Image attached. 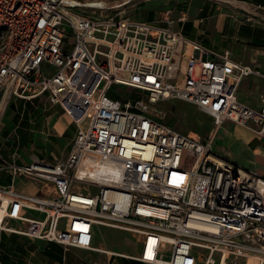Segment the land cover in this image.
Masks as SVG:
<instances>
[{
    "label": "built area",
    "instance_id": "1",
    "mask_svg": "<svg viewBox=\"0 0 264 264\" xmlns=\"http://www.w3.org/2000/svg\"><path fill=\"white\" fill-rule=\"evenodd\" d=\"M67 1L0 0L3 98L46 96L74 127L64 161L12 165L13 176L41 180L45 193L0 187V231L106 253L92 246L101 227L138 239L137 256L109 257L197 264L194 253L204 264H264V178L212 145L226 122L264 139V94L258 109L236 97L244 78L264 74L188 40L168 19L88 17ZM113 86L140 94L124 97ZM168 99L210 115L211 135L200 140L164 124L158 105ZM11 220L26 227L11 228Z\"/></svg>",
    "mask_w": 264,
    "mask_h": 264
},
{
    "label": "crops",
    "instance_id": "2",
    "mask_svg": "<svg viewBox=\"0 0 264 264\" xmlns=\"http://www.w3.org/2000/svg\"><path fill=\"white\" fill-rule=\"evenodd\" d=\"M131 18L145 22L161 20V26L166 25L162 19H168L172 21L171 28L182 32L188 40L215 52H228L232 60L264 72V0H142ZM261 79L254 78L252 83L261 84ZM243 80L236 97L241 103L257 109V99L264 93L253 94L255 89L251 90L249 82L243 85ZM260 86H256L257 90ZM67 118L59 107L48 102L46 96L28 101L15 97L5 100L0 92V187L12 184L21 194L44 195L41 184L31 182L34 178L13 176L10 168L14 164L25 166L36 160L64 161L72 141L71 138L66 142L71 124ZM24 213L28 218L42 217L40 212L27 210ZM9 226L26 227L15 220L9 221ZM97 230L92 246L107 254L113 252L99 246ZM16 235L0 231V264H141L97 251L65 249L46 241L25 242ZM135 241L139 245L138 239ZM139 251L140 247L129 257L137 256Z\"/></svg>",
    "mask_w": 264,
    "mask_h": 264
},
{
    "label": "rangeland",
    "instance_id": "3",
    "mask_svg": "<svg viewBox=\"0 0 264 264\" xmlns=\"http://www.w3.org/2000/svg\"><path fill=\"white\" fill-rule=\"evenodd\" d=\"M73 1V2H72ZM142 0H68L69 5L77 4L71 8L73 14L85 15L88 17H96L99 14L116 16V18L134 17L136 7ZM72 2V3H71ZM93 7V8H92ZM73 40L68 38L64 40V51L68 54L72 48ZM264 56V55H263ZM186 55H184L182 64L186 63ZM54 72V68H52ZM262 72V71H260ZM264 74V72H262ZM254 76L244 78L243 85L250 83L249 87L253 94L264 93V79L261 84L252 83ZM260 79V78H259ZM177 84V80L173 81ZM260 86L259 90L257 87ZM112 91L115 93L121 91L124 97L139 95V92L134 90L113 86ZM111 96V94H110ZM255 101L257 99L254 98ZM258 101V99H257ZM259 104V103H258ZM159 109L164 112L163 122L181 134H189L193 137H198L200 140L207 139L215 129L214 123L210 115L201 112L196 106L176 99H168L162 101L158 105ZM259 108V105H258ZM257 108V109H258ZM63 113V112H62ZM68 119V118H67ZM69 121V119H68ZM70 132L66 142L68 143L74 133V128L69 125ZM73 131V132H72ZM213 150L220 155L233 162L238 167L256 172L259 176L264 178V139L254 135L252 132L242 128L236 124L226 122L216 132L213 140ZM67 153V151H66ZM37 154L33 153L36 157ZM31 182L43 187V182L38 179H32ZM40 218H43L40 216ZM97 230V229H95ZM16 235V234H14ZM21 240L29 242L31 240L25 239L21 235H16ZM96 239L99 246H102L110 251L117 253H124L125 255L135 254L139 245L136 243V237L122 231H112L105 228L97 230ZM106 256V255H105ZM197 264H204L196 254L193 253ZM215 261L218 262V255H215ZM228 264H245L241 259H234L230 257L227 260ZM249 264H254L252 261Z\"/></svg>",
    "mask_w": 264,
    "mask_h": 264
},
{
    "label": "bare ground",
    "instance_id": "4",
    "mask_svg": "<svg viewBox=\"0 0 264 264\" xmlns=\"http://www.w3.org/2000/svg\"><path fill=\"white\" fill-rule=\"evenodd\" d=\"M72 3V2H71ZM77 5V4H76ZM78 6V5H77ZM93 8V7H92ZM2 217V212L0 211V219ZM222 264H225V262L223 261Z\"/></svg>",
    "mask_w": 264,
    "mask_h": 264
}]
</instances>
